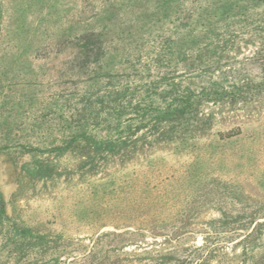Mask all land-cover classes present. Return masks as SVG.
I'll return each mask as SVG.
<instances>
[{"label":"rangeland","instance_id":"rangeland-1","mask_svg":"<svg viewBox=\"0 0 264 264\" xmlns=\"http://www.w3.org/2000/svg\"><path fill=\"white\" fill-rule=\"evenodd\" d=\"M0 264H264V0H0Z\"/></svg>","mask_w":264,"mask_h":264}]
</instances>
